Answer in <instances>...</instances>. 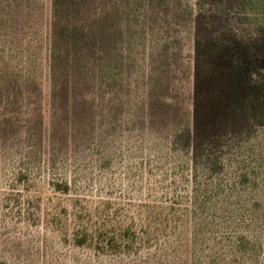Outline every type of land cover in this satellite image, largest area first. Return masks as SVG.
I'll return each mask as SVG.
<instances>
[{"label":"rangeland","instance_id":"374dc122","mask_svg":"<svg viewBox=\"0 0 264 264\" xmlns=\"http://www.w3.org/2000/svg\"><path fill=\"white\" fill-rule=\"evenodd\" d=\"M0 6L10 24L22 15L39 21L45 80L38 97L20 101L9 89L0 99V264L96 258L73 243L74 197L99 215L118 206L136 219L145 215L141 203L159 165L160 173L166 167L154 153L174 155L173 148L187 145L204 65L239 70L222 82L233 87L227 121L238 132L227 136V147L264 166V115L250 114V102L264 104V0H0ZM0 55V65L13 68L24 60L12 50ZM155 100L168 103L170 114L156 118ZM63 181L68 192L54 187Z\"/></svg>","mask_w":264,"mask_h":264},{"label":"trees","instance_id":"16d2710c","mask_svg":"<svg viewBox=\"0 0 264 264\" xmlns=\"http://www.w3.org/2000/svg\"><path fill=\"white\" fill-rule=\"evenodd\" d=\"M6 9L0 6V51L21 53L24 60L15 69L9 62L1 63L0 99L12 89L20 101L23 97L28 101L42 93L45 82L39 55L43 48L40 23L22 15L18 23L10 24ZM0 56L2 60L4 55ZM199 70L195 119L189 126L187 145L173 148L174 155L154 153L165 159L166 167L160 173L159 165L155 187L149 186L150 193L141 203L146 214L136 219L118 206L112 211L102 208L99 215V211L86 209L81 198H72L73 243L91 248L96 256L84 257L81 264H108L100 255L134 264L139 259L140 264H149L148 260L160 264H264V166L251 157L238 159L227 147V136L235 139L238 132L233 129L237 123L227 121L228 105L232 104L227 99L233 87L222 82L237 76L239 70L205 65ZM32 91L37 92L34 97ZM150 106L156 118L171 112V106L161 100ZM254 106L250 102L251 116H263L264 104ZM228 127L232 128L229 134ZM54 187L69 191V183L64 181Z\"/></svg>","mask_w":264,"mask_h":264}]
</instances>
